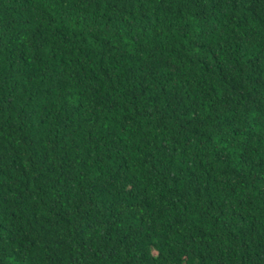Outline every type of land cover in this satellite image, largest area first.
<instances>
[{
  "label": "trees",
  "instance_id": "16d2710c",
  "mask_svg": "<svg viewBox=\"0 0 264 264\" xmlns=\"http://www.w3.org/2000/svg\"><path fill=\"white\" fill-rule=\"evenodd\" d=\"M0 264H264V0H0Z\"/></svg>",
  "mask_w": 264,
  "mask_h": 264
}]
</instances>
